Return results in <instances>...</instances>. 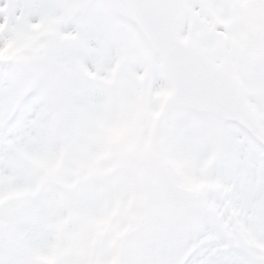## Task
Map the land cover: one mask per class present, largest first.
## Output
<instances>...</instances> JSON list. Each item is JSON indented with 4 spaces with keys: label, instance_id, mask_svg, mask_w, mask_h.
Wrapping results in <instances>:
<instances>
[{
    "label": "rangeland",
    "instance_id": "1",
    "mask_svg": "<svg viewBox=\"0 0 264 264\" xmlns=\"http://www.w3.org/2000/svg\"><path fill=\"white\" fill-rule=\"evenodd\" d=\"M50 2L56 7L39 34L52 45L53 86L63 87V97L52 103L54 119L63 125L71 115L77 134L86 135L90 150L96 151V165L107 170L116 194L127 200V214L117 217L119 237L110 233L109 246L118 244L123 249L127 245L144 259L159 258L170 237L154 232L152 225L167 222L186 208H163V192L152 172L155 160L169 164L178 182L204 196H224L235 186L247 188L260 179L264 169V0H182L179 9L181 36L201 45L241 79L246 105L259 121L257 137L211 116L168 111L172 81L118 0ZM117 18L126 26L114 23ZM3 29L0 25V32ZM10 47H0L7 51L0 60L9 58ZM26 71L19 65L21 76ZM98 117L99 127L93 120ZM101 127L111 132V140ZM58 138L63 155L67 145L62 134ZM44 168L46 161L36 162L37 191L50 187L49 177L55 175L54 169ZM24 195L8 193L0 203Z\"/></svg>",
    "mask_w": 264,
    "mask_h": 264
},
{
    "label": "snow or ice",
    "instance_id": "2",
    "mask_svg": "<svg viewBox=\"0 0 264 264\" xmlns=\"http://www.w3.org/2000/svg\"><path fill=\"white\" fill-rule=\"evenodd\" d=\"M54 7L50 0L0 3V47L11 45L9 58L0 60V198L25 194L0 203V264H264V169L250 187L201 195L198 213L189 207L154 223V232L170 237L159 258L109 246L110 233L119 237L117 217L127 214V200L96 165L97 153L71 115L63 125L54 119L52 103L63 87L53 86L52 45L39 34ZM101 131L112 139L107 128ZM39 160L46 161L42 171L55 175L37 191Z\"/></svg>",
    "mask_w": 264,
    "mask_h": 264
},
{
    "label": "water",
    "instance_id": "3",
    "mask_svg": "<svg viewBox=\"0 0 264 264\" xmlns=\"http://www.w3.org/2000/svg\"><path fill=\"white\" fill-rule=\"evenodd\" d=\"M132 9L140 27L156 45L159 53L165 57L174 72L180 87L185 80L193 82L195 87H203L198 76L202 58L190 44L180 42L176 35V5L178 0H124ZM236 95L240 100V89ZM198 104V103H197ZM193 107L189 102L183 104ZM196 105V104H195ZM198 109L207 107L196 106ZM227 115L226 111H223ZM169 198L171 187L164 183Z\"/></svg>",
    "mask_w": 264,
    "mask_h": 264
},
{
    "label": "bare ground",
    "instance_id": "4",
    "mask_svg": "<svg viewBox=\"0 0 264 264\" xmlns=\"http://www.w3.org/2000/svg\"><path fill=\"white\" fill-rule=\"evenodd\" d=\"M6 53H7L6 50H1V51H0V54L6 55ZM156 106H157V109H159V108H158L159 105L157 104ZM157 109H156V110H157ZM114 158H115V157H114ZM114 161H116V159H115ZM114 161H113V162H114Z\"/></svg>",
    "mask_w": 264,
    "mask_h": 264
}]
</instances>
